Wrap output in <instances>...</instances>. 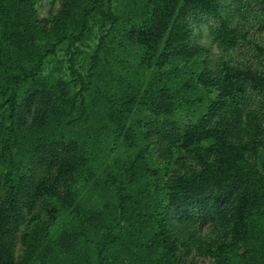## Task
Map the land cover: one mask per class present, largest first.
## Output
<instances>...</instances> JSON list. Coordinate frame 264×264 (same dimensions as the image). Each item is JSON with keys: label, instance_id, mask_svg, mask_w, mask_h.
Returning a JSON list of instances; mask_svg holds the SVG:
<instances>
[{"label": "trees", "instance_id": "trees-1", "mask_svg": "<svg viewBox=\"0 0 264 264\" xmlns=\"http://www.w3.org/2000/svg\"><path fill=\"white\" fill-rule=\"evenodd\" d=\"M40 1L0 0V264H264V45L196 72L222 0Z\"/></svg>", "mask_w": 264, "mask_h": 264}, {"label": "rangeland", "instance_id": "rangeland-1", "mask_svg": "<svg viewBox=\"0 0 264 264\" xmlns=\"http://www.w3.org/2000/svg\"><path fill=\"white\" fill-rule=\"evenodd\" d=\"M264 0H240L237 4L235 0H222V15L224 18H231L233 25H236L242 33L248 34V41L242 43L234 50L224 51L217 44H214L210 37V30L216 26L218 20L206 16H195L191 19V25L194 31L190 52H195L197 48H203L201 55L196 56L198 64H196V72H200L205 68L219 70L224 62H228L238 67H248L250 65L257 66L258 59L255 55V46L264 45ZM60 2L53 0H41L37 4V11L41 19L53 16L59 10ZM250 105L254 110L257 108L258 100L254 98ZM192 110V109H190ZM191 112V111H190ZM208 111L197 114L198 120L208 115ZM187 113H185V116ZM179 116V115H178ZM176 116V119L177 117ZM187 121L192 120L189 113ZM19 249V247H18ZM196 264H208L204 258H198Z\"/></svg>", "mask_w": 264, "mask_h": 264}]
</instances>
